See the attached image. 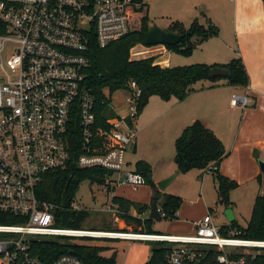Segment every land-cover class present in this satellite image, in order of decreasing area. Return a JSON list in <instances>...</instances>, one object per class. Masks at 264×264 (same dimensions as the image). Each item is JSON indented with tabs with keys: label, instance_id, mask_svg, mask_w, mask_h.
<instances>
[{
	"label": "built area",
	"instance_id": "built-area-1",
	"mask_svg": "<svg viewBox=\"0 0 264 264\" xmlns=\"http://www.w3.org/2000/svg\"><path fill=\"white\" fill-rule=\"evenodd\" d=\"M131 6L138 4L0 0V220L8 221L0 222V264H85L69 253L51 261L37 252L44 240L63 236L167 243V264H245L264 248V242L238 238L234 229L223 236L210 213L195 223L193 234L185 236L54 226L55 206L41 199L39 189L46 175L66 168L76 139L81 149L77 166L109 172L101 191L111 198L117 187L137 189L145 184L125 160L136 141L140 89L134 81L126 84L121 109L110 97L116 114L106 120L111 144L99 153L92 147L95 98L84 85L90 45L105 48L124 37ZM248 103L246 95L231 96L233 107ZM204 174H210V168ZM71 208L78 210L74 202ZM107 209L117 212L112 202ZM157 213L168 219L160 207Z\"/></svg>",
	"mask_w": 264,
	"mask_h": 264
},
{
	"label": "trees",
	"instance_id": "trees-1",
	"mask_svg": "<svg viewBox=\"0 0 264 264\" xmlns=\"http://www.w3.org/2000/svg\"><path fill=\"white\" fill-rule=\"evenodd\" d=\"M138 6L128 9V33L105 48H99L95 42L90 45L88 56L90 65L85 70L84 85L95 98V124L93 127L94 151L103 153L111 144L108 136L110 125L107 119L116 114L111 107V96L116 91L125 88L129 81H134L140 89L138 98V115L147 106L153 96L162 101L175 99L182 101L193 91L202 88H212L219 81L232 87H246L249 78L240 58H233L227 64H192L187 66L161 67L155 63V57L131 59L130 52L136 45H144L145 36L150 20L148 5L144 0H133ZM205 22L195 18L188 28L181 22H171L165 30L182 36L180 42L173 46H166L170 52L181 55H190L202 42L216 37L219 34L217 26L212 24L205 16ZM226 69L229 76L222 80L211 77L212 68ZM109 97H108V96ZM74 132L77 130L73 127ZM80 140L72 143L71 160L65 169H59L46 175L45 181L39 189L41 199L55 206L54 226L67 230H81L82 223L88 217L84 210L71 208L78 186L83 181L91 184L103 185L105 178L110 175L104 169H81L76 159L80 154ZM221 140L203 124L195 120L187 125L174 142L173 161L178 173L190 170H205L210 168V174L216 186L217 201L225 208H230V192L238 184L221 175L218 170L219 163L227 156ZM135 172L141 174L153 192L158 196V189L152 179V168L146 161L139 160L135 164ZM260 181V177L257 178ZM157 198V197H156ZM155 198V200H156ZM111 202L117 206V215L127 224H135L134 229L146 234H161L151 230L152 219L143 220L130 213L136 209L139 214L150 210V205L136 203L122 197L113 196ZM181 206V198L165 194L163 205L160 206L168 219L176 220ZM158 219H161L158 217ZM1 223L8 221L0 220ZM142 227V228H140ZM223 236L226 231L234 229L237 237L244 240L264 242V195H257L254 199L250 220L245 228H240L233 221L229 226L220 227ZM73 237H51L44 240L37 250L42 257L54 260L64 254H73L85 264H115V257L101 256L102 248L90 245H80L72 242ZM153 243L151 255L144 264H167L166 255L170 244L162 242ZM254 258L248 257L245 264H264V248ZM214 264V263H213Z\"/></svg>",
	"mask_w": 264,
	"mask_h": 264
},
{
	"label": "crops",
	"instance_id": "crops-1",
	"mask_svg": "<svg viewBox=\"0 0 264 264\" xmlns=\"http://www.w3.org/2000/svg\"><path fill=\"white\" fill-rule=\"evenodd\" d=\"M144 2L148 5L149 13V4L146 0ZM185 3L188 8L187 18L190 21L199 18L201 22H205V19L201 17L205 16L206 19L217 26L219 34L198 45L190 57L178 58V61L183 62L181 65H223L233 58H240L246 69L249 83L246 87H232L223 81H219L218 85L212 88L193 91L182 101L171 99L164 101V104L159 103L157 97L153 96L149 99L147 109L145 108V111L150 110L147 111V116L154 110H162L160 115L170 119L169 122H165V125L172 128L174 142L187 125L195 120L202 121L221 140L228 153L219 163L217 171L238 184L235 190L245 184H250L257 187L255 192L257 195H264V172L259 165L260 161L264 163V0H187ZM174 21L181 22L183 25L185 23V20L180 16H177L171 22ZM150 25H152L151 22ZM154 51L148 57H155V63L161 67H171L168 63L160 62V57L157 56L169 53L164 45H160V47L157 45ZM138 52H136V57L140 55ZM196 52L197 55L193 58L192 56ZM143 58L147 57L135 58V60ZM233 94L246 95L249 99L248 105L245 107L231 106L230 101ZM116 107L121 109L120 106L116 105ZM145 111H143V114ZM143 114L141 112L135 121L137 136L135 144L132 146L135 153L142 146L140 139L144 140L142 131L157 119L154 118L149 122L143 121L140 125V119H146L145 116L142 117ZM138 132L141 133V136ZM141 158H143L142 155ZM147 162L152 167V179L155 185L158 181L170 177L173 173L156 172L152 162ZM177 174L175 173V175ZM204 175V172L202 175V171H200L201 178ZM258 177H260V181L257 180ZM123 187L115 188L114 196L145 205L151 204L154 193L152 189H150V193L149 189L146 190L143 197H141L138 193H133L134 196L126 195V186ZM231 194L232 192L230 196ZM230 209L232 210V207ZM149 213L150 210H148V217ZM207 213L212 215L214 222L212 211L209 210ZM134 214L133 212L132 215ZM182 218L184 220H181ZM202 218L190 220L189 226H186L184 224L185 217H181V212L178 211L177 221L173 222L171 233L168 235H189L190 231L195 229V223ZM233 221H235V216ZM123 224L127 227L131 225ZM230 224L218 227H226ZM133 247V251L129 253L123 264H144L149 258L148 247L143 245L142 242L133 245Z\"/></svg>",
	"mask_w": 264,
	"mask_h": 264
},
{
	"label": "rangeland",
	"instance_id": "rangeland-1",
	"mask_svg": "<svg viewBox=\"0 0 264 264\" xmlns=\"http://www.w3.org/2000/svg\"><path fill=\"white\" fill-rule=\"evenodd\" d=\"M186 1L187 0H146V2L149 4L148 16L150 22L152 25H156L161 29H167L171 21L177 16H180L183 18V20H185L183 26L188 28L193 20L190 21L187 18L188 8L185 6ZM156 47L145 46L141 44L136 45L131 50L130 57L134 59L148 57L150 54L155 52L154 48ZM158 47H160V45H158ZM136 52L140 54L137 57ZM192 54L181 55L169 51L167 54L163 53L162 55L157 56L160 57V62L168 63L169 66L174 67L187 66L181 65L183 62L178 61V58L185 59V57H190ZM196 55L197 52L192 57L194 58ZM123 93L124 92L122 90L113 93L112 103L120 106V101L124 99ZM156 99L159 101V103H165L158 98ZM113 107L115 108V106ZM145 108L142 110V114L143 111H145ZM147 111L150 110L145 111L146 114L144 113L142 117L145 116L146 119H140V125L143 123V121L149 122L154 118L157 119H155V121L149 125L148 128L142 131V137L144 140L140 139L142 144L141 148H139L140 150L138 149L135 153L133 152L132 146L128 147L125 155L127 168L134 170L136 162L144 158L145 160L152 162L156 172H165L166 174L173 172L171 173L172 176L178 172L173 161L174 137L172 138V136L174 133L171 127L165 125V122H169L170 119H168L166 116L160 115L162 113V110L160 109L152 111L150 114H148V116ZM138 134L141 136V133L138 132ZM141 155L143 158H141ZM203 172H205V170H202V175ZM212 179L213 176L211 174H205L201 178L200 170L196 169L184 173H178L173 182H171L164 191H159L158 196H156L157 205L158 207L163 205L165 194L178 196L181 198L179 212H181V217H185L186 220L184 221V224L186 226H189L188 223L190 220L202 218L209 210L212 211L214 216V223L217 226H225L229 224L224 214L225 207L220 205L217 201L216 186ZM101 189V185L96 183L91 184L89 181H83L79 184L74 197V203L78 207V210H84L88 213V217L82 223L81 228L83 230H97L99 232L118 231L141 233L138 229L139 226L137 230H135L136 228H133L135 224H131L128 227L125 226L123 223H127L124 220L121 221L122 219L118 217L117 213L107 209L111 204V197L105 192H102ZM137 189L139 191L137 190L136 192V189L133 187L126 186L125 194L134 196L135 194L133 193H138L141 197H143L146 190L148 191L149 189V193L151 192V188L148 184H144ZM256 190V186L245 184L237 190H232L231 196L229 195V200L232 203V211L235 216V224L240 228H245L250 220L253 202L257 196V193H255ZM133 212L135 213L134 216H138L143 220L149 219L148 210L142 214H139L136 209H131V214ZM181 220L184 219L182 218ZM174 221H177V219H153L150 225L151 230L161 234H169L171 233V227H173L172 225L174 224ZM193 233L194 230L192 229L190 234ZM71 241L80 245H90L102 248L101 256L110 257L111 255H114L116 264H123V261L129 256V253L133 251V245L140 244V242L137 241L110 240L102 238H73ZM142 244L148 247L150 257L153 243L142 242ZM240 250H244L245 252L256 251L252 248H240ZM259 252L261 253V250Z\"/></svg>",
	"mask_w": 264,
	"mask_h": 264
},
{
	"label": "water",
	"instance_id": "water-1",
	"mask_svg": "<svg viewBox=\"0 0 264 264\" xmlns=\"http://www.w3.org/2000/svg\"><path fill=\"white\" fill-rule=\"evenodd\" d=\"M182 36L173 32H168L165 30H162L156 25H150L147 29L144 45L145 46H155V45H164L166 46H173L180 42ZM210 76L215 78H221L226 79L229 76V72L226 69L215 67L212 68L210 71ZM261 170L264 172V163L260 161L259 163ZM175 174L163 179L161 181H158L156 183V187L160 191H164L166 187L173 182L175 179ZM156 194L153 193L152 195V202L150 204V213H149V219H158V213H157V202L155 200ZM224 214L228 220L229 223H232L234 220L233 212L230 208H226L224 211Z\"/></svg>",
	"mask_w": 264,
	"mask_h": 264
},
{
	"label": "bare ground",
	"instance_id": "bare-ground-1",
	"mask_svg": "<svg viewBox=\"0 0 264 264\" xmlns=\"http://www.w3.org/2000/svg\"><path fill=\"white\" fill-rule=\"evenodd\" d=\"M110 234V233H109Z\"/></svg>",
	"mask_w": 264,
	"mask_h": 264
}]
</instances>
